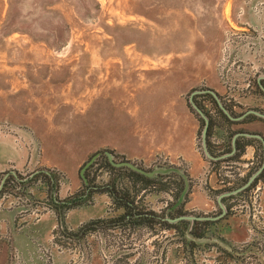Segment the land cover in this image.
<instances>
[{"label":"rangeland","instance_id":"obj_1","mask_svg":"<svg viewBox=\"0 0 264 264\" xmlns=\"http://www.w3.org/2000/svg\"><path fill=\"white\" fill-rule=\"evenodd\" d=\"M123 76L139 83V110L162 111L170 97L173 104L176 97L186 101L199 123V150L208 160L204 125L191 109V94L212 87L237 111L264 112V0H0V139L57 162L11 163L0 172V210H15L17 229L43 215L56 219L49 236L36 238L27 253L1 225L0 264H264V219L251 216L255 186L226 201L234 207L214 224L221 236L209 233L205 240L192 233L191 219L190 226L181 227L185 233L159 222L136 227L126 217L112 226L92 225L83 234L87 221L70 226L68 211L63 215L52 207L53 194L75 192L73 180H83L81 169L93 147L106 150V142L124 135L125 127L111 125L117 122V82ZM134 161L149 170L189 169L163 153ZM207 162L202 186L211 206L188 207L191 176L183 214H221L219 195L229 191L224 188L242 186L262 164L256 160L248 170L232 159ZM42 169L56 172L58 189L38 176ZM98 172V181L110 179L105 168ZM210 174L212 180L206 179ZM102 193L111 203L92 219L123 212L114 211L110 195L97 194ZM141 195L140 208L154 210L158 219H169L178 206V197L164 188ZM228 225L237 230L223 233Z\"/></svg>","mask_w":264,"mask_h":264},{"label":"crops","instance_id":"obj_2","mask_svg":"<svg viewBox=\"0 0 264 264\" xmlns=\"http://www.w3.org/2000/svg\"><path fill=\"white\" fill-rule=\"evenodd\" d=\"M126 78H131L132 82L130 83V80L125 82ZM118 80L116 102L119 113L116 116L117 122L111 125L118 128L125 127L124 135L118 136L115 140L106 142V144L115 152L129 159L146 160L155 153H163L174 161L180 159L186 162L189 167V174L193 177V187L191 197L187 203L188 207L211 206V200L213 201V199L202 186L208 160L198 148L199 123L194 113L190 111L188 103L176 97V104H173L174 101L170 97V105L162 108V111L139 110L138 104L142 98L139 96V83H136L135 77L123 76L119 77ZM235 127L261 132L264 135V119L242 122L236 124ZM100 146L99 144L94 146L91 154L94 151L96 152ZM257 150L255 144H248L241 156V162L257 159ZM30 154L29 149L16 148L8 138L0 139V172L8 169L11 163L16 164V166H25L28 163L35 165L39 161L47 164H57L46 155L40 157L36 153H33L32 156ZM207 177L212 180L213 176L210 174L206 176V179ZM73 182L75 191L82 187L83 180L79 176ZM109 203L111 202L107 194H97L93 203L69 209L65 217L66 223L77 227L92 218L103 216ZM262 205L264 211V188L262 191ZM55 223V217L47 214L36 221H31L30 225L17 229L15 210H0L1 228L3 227V230L4 228L5 230L10 229L9 233L13 244L22 253H27L31 249L34 250L36 247L34 240L36 238L41 240L47 238ZM224 230L223 233L228 232L231 234L237 228L234 229L228 225L224 227Z\"/></svg>","mask_w":264,"mask_h":264},{"label":"trees","instance_id":"obj_3","mask_svg":"<svg viewBox=\"0 0 264 264\" xmlns=\"http://www.w3.org/2000/svg\"><path fill=\"white\" fill-rule=\"evenodd\" d=\"M264 84V83H263ZM194 100L195 102L206 112V114L209 116V125L207 129V146L211 154L214 156H217L216 158L208 157V160L213 163L221 162L222 160H237L242 161L241 156L245 152L246 146L248 144H255L257 146V161L260 160V164L263 161V154L259 152L262 150L263 143L262 141L257 137H251L246 135H238L236 138V150L227 156H222V154L232 151L233 149V137L234 135L239 131H248L244 128H238L235 127L236 124L252 121L256 119H264V117L250 112L247 115H245L241 119H234L231 118L219 105L217 99L215 96L210 92H198L194 94ZM199 96L208 98L211 103L212 107L207 108L206 104H203L202 98H199ZM222 100L225 104V106L228 108V110L232 113L234 116H238L244 111H237L234 109L233 102H228L223 96ZM191 109H195L193 105L191 104ZM194 111V110H193ZM196 111V109H195ZM197 117L201 123V125L205 124V118L197 111ZM200 132V131H199ZM217 135L220 138H222L221 146L216 144L213 141V136ZM114 153V156L118 159H127L124 155L115 152L114 149L108 148ZM102 153H100L96 159L86 168L85 170V180L83 178V184L82 187L77 189L72 194H69L65 197H60L58 194L51 196L50 201L52 202V207L56 208L61 214L65 215L66 212L76 206L88 204L93 201L95 194L101 193V192H107L111 199H112V205L113 210L117 211L120 208H123V212L118 214L116 217H110V218H96L88 220L86 223H84L81 226V230L83 234L90 231V226L98 227L97 225L104 226H112L114 224H119L121 221H123L126 217H129L126 219V222L131 221L135 224L136 227H142L145 225L154 226L156 222L162 223V225H165L166 227H179L181 228L182 225L185 227L190 226V220L189 219H180L178 221H169V219H158L159 214L155 212L152 209L144 210L140 208L142 206L141 203L138 202L137 197L142 199V195L139 196V193L145 192L148 189H161L164 188L166 191H170L171 193H174V196L178 197L180 196L184 186H185V178L184 176L175 170H172L170 172H159L153 176H149L143 172H140L138 170H135L129 166H117L114 163L111 162L108 155L105 153V150H101ZM97 152V151H96ZM94 152L93 154H95ZM135 160V159H134ZM136 162V161H135ZM259 164V165H260ZM142 166V165H141ZM105 168L109 174H111L110 179L107 181H98L99 177V168ZM144 167V166H143ZM185 172L190 177V182L192 184L191 175L189 174L187 168L185 169ZM56 172H52L48 174L44 169L40 170L38 172V176L42 177V179L49 185L51 190L58 189V182H57V176L55 175ZM18 174H13L11 177H15L18 179ZM171 177H174L173 181L171 180ZM264 177V170L258 175V177L255 179V181L247 186L246 188L239 191V194H242L246 192L251 186H254L259 178ZM21 178V177H20ZM55 179V181L53 180ZM36 179V178H35ZM20 181V180H19ZM172 184V185H171ZM31 185V182L30 184ZM234 187L231 186L230 188H224L225 190L233 189ZM190 190H188L189 192ZM187 192V194H188ZM187 194L184 199V202H182L179 206L175 208L173 213H171V217L174 218L180 214L185 213L184 212V205L187 200ZM234 197V194H230L223 197V201H225L227 205V214L233 212L232 209L234 207L233 202L227 203L228 199H232ZM144 204V203H143ZM221 221V218L218 219H195L193 220L194 225L192 228V233L195 234L198 237H209V233H212L213 235L221 236L220 229L216 228L214 224L216 222ZM182 232L185 233V230L182 229ZM224 239V238H223ZM195 242L192 241V244Z\"/></svg>","mask_w":264,"mask_h":264},{"label":"water","instance_id":"obj_4","mask_svg":"<svg viewBox=\"0 0 264 264\" xmlns=\"http://www.w3.org/2000/svg\"><path fill=\"white\" fill-rule=\"evenodd\" d=\"M198 92H210L212 93L215 98L217 99L219 105L221 106V108L231 117V118H234V119H241L243 118L245 115H247L248 113L250 112H253V113H256L262 117H264V112L261 111V110H258L256 108H251L249 110H246L244 113L238 115V116H234L232 115V113L228 110V108L225 106L224 102L222 101L221 99V96L219 94V92L212 88V87H209V88H203V89H196L194 90V92L191 94V98H190V102L191 104L193 105V107L205 118V124H204V128H203V140H202V146H203V149H204V152H205V155L208 156V157H211V158H216L217 156H214L213 154L210 153L209 149H208V146H207V129H208V125H209V116L206 114V112L195 102L193 96L195 93H198ZM238 135H246V136H251V137H257L259 138L262 143H263V162L262 164L260 165V167L250 176V178L248 179V181L243 184L242 186L238 187V188H235L233 190H229V191H225L223 193H221L219 195V202L222 204V207H223V212L221 214H218V215H189V214H180L174 218H169L171 221H178L180 219H191V220H195V219H217V218H220L222 217L226 212H227V205H224L223 204V201H222V198L224 196H227V195H230V194H235L239 191H241L242 189L246 188L247 186H249L250 184H252L255 179L258 177V175L264 170V135L261 133V132H257V131H239L237 132L234 137H233V149L232 151L230 152H227V153H224L222 154V156H226V155H230L232 154L235 150H236V138ZM102 153V151H98L96 152L95 154H93L91 156V158L89 160H87V162L83 165L82 169H81V174L83 176V178L85 180L86 179V176H85V170L86 168L96 159V157ZM105 153L108 155L109 159L111 160L112 163H114L115 165L117 166H129L135 170H138L140 172H143L149 176H153L159 172H170L172 170H175V171H178L180 172L184 178H185V186L177 200V202L174 204V206H179L185 199L186 197V194L190 188V185H191V182H190V177L188 176V174L185 172V170H182L180 168V166H177V165H170L166 168L164 167H157V168H153L151 170L149 169H146L145 167L139 165L137 162H135L134 160L132 159H123V160H116L114 158V153L109 150V149H106L105 150ZM198 237V236H197ZM207 237H198V239L200 240H205Z\"/></svg>","mask_w":264,"mask_h":264},{"label":"built area","instance_id":"obj_5","mask_svg":"<svg viewBox=\"0 0 264 264\" xmlns=\"http://www.w3.org/2000/svg\"><path fill=\"white\" fill-rule=\"evenodd\" d=\"M213 141L216 144H218L219 146H221L222 138H220L217 135H214ZM199 149H200V147H199ZM256 160L257 159L247 161L245 163H242V165H244V167L246 166L247 169L249 170L251 168V166L256 163ZM225 181L226 180L221 179V185H225V183H226ZM254 186L255 187H254L253 194L250 196V201H251L250 204H251V208H252L253 212L251 211L252 213L251 212L250 213H251L252 217L256 216L258 214L260 216V218L264 219V214H263L264 211H263V205H262V191L264 188V177L259 178Z\"/></svg>","mask_w":264,"mask_h":264}]
</instances>
